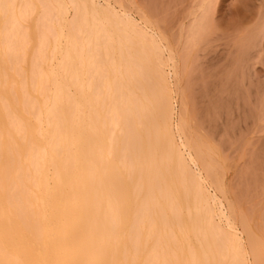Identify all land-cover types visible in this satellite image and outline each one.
<instances>
[{
    "label": "bare ground",
    "instance_id": "6f19581e",
    "mask_svg": "<svg viewBox=\"0 0 264 264\" xmlns=\"http://www.w3.org/2000/svg\"><path fill=\"white\" fill-rule=\"evenodd\" d=\"M99 3L0 0V264H202L168 226L206 219L243 243L233 204L205 184L185 105L174 124V57Z\"/></svg>",
    "mask_w": 264,
    "mask_h": 264
},
{
    "label": "rangeland",
    "instance_id": "374dc122",
    "mask_svg": "<svg viewBox=\"0 0 264 264\" xmlns=\"http://www.w3.org/2000/svg\"><path fill=\"white\" fill-rule=\"evenodd\" d=\"M97 1L100 5L112 6L119 14L130 15L137 26L157 36L158 44L164 49V58L174 57L170 61L172 66L167 67L171 85L177 91L173 94L174 124L178 121L182 105H185L187 116L189 109L191 115L186 136L190 137V130L191 140H205V145L210 148H206L210 155L207 153L205 158L213 163L210 170L212 175L215 174L210 177L207 175L209 172L205 174L206 170L202 169V175L209 178L205 184L211 194H217L221 200L216 197L217 209L218 200L222 202L221 209L227 210L233 204L235 212L229 211L235 219V228L244 237L243 243L235 242L223 231L220 235L221 231L217 232L218 227L214 223L205 219L201 224L197 220L198 224L194 221L193 224L190 219L181 226L175 224L182 232L170 224L167 228L170 235L166 231L165 236L170 238L164 243L173 242L177 236L178 242L174 241L177 248L185 245L193 253L194 248L197 250L195 253L207 251L203 254L204 259L200 256L202 264L207 255L217 257L214 261H218L217 264H233L234 259H242L243 256L242 261L246 257L250 264H264V0ZM195 133H199L196 137L201 141L196 139ZM176 136L182 142L178 132ZM181 146L189 157L190 150L193 152L190 146ZM193 168L198 170L197 166ZM182 224L187 227L184 231ZM172 226L175 229L172 230ZM216 233L221 237L224 235L225 240L217 237ZM172 236L175 238L171 239ZM150 240L151 245L157 243ZM232 242L238 248H234ZM201 244L204 245L201 247ZM221 245H227L228 251ZM235 251L239 256H235ZM206 260V264H214ZM229 260L232 263H228Z\"/></svg>",
    "mask_w": 264,
    "mask_h": 264
}]
</instances>
